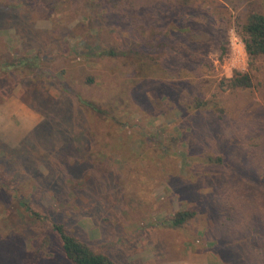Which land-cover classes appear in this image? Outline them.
Instances as JSON below:
<instances>
[{"label":"rangeland","instance_id":"374dc122","mask_svg":"<svg viewBox=\"0 0 264 264\" xmlns=\"http://www.w3.org/2000/svg\"><path fill=\"white\" fill-rule=\"evenodd\" d=\"M263 3L198 0L145 58L129 4L0 0V264L51 224L115 264H264V57L238 33Z\"/></svg>","mask_w":264,"mask_h":264},{"label":"trees","instance_id":"16d2710c","mask_svg":"<svg viewBox=\"0 0 264 264\" xmlns=\"http://www.w3.org/2000/svg\"><path fill=\"white\" fill-rule=\"evenodd\" d=\"M108 8H121L129 4L133 11L131 20H124L123 23H131L135 27V32L144 34L140 44L133 49L135 55H145V58L156 54L161 50H171L172 36L187 35L192 31L188 19L193 16L192 6L198 0H97ZM263 12H250L238 24V33L244 43L245 52L250 62H255L258 58L264 57V3ZM193 32V31H192ZM135 41V40H133ZM108 56H114L112 50L104 52ZM91 82V80H89ZM252 86L248 74L235 73L230 79L222 82L221 89L236 90L250 89ZM67 93L77 97L73 91L67 88ZM82 101H80L81 103ZM85 106L91 107L88 103L82 102ZM26 205V204H24ZM30 219H36L37 223L43 222L44 217L26 208ZM195 211H179L168 222L173 228H180L187 222L194 219ZM35 229H38L35 227ZM34 229V230H35ZM35 232H37L35 230ZM44 237H40L38 247L33 249L24 260L23 264H44L50 259H45V247L48 242L45 236L54 241L51 261L57 264H115L108 256L96 253L86 244L80 242L75 236L66 230L61 224H51L48 232L44 231ZM52 253V254H53Z\"/></svg>","mask_w":264,"mask_h":264}]
</instances>
